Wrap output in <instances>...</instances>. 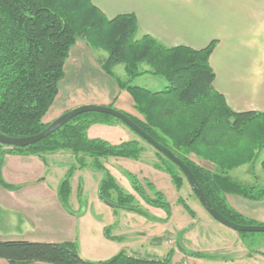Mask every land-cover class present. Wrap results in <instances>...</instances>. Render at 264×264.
I'll use <instances>...</instances> for the list:
<instances>
[{
	"label": "trees",
	"instance_id": "16d2710c",
	"mask_svg": "<svg viewBox=\"0 0 264 264\" xmlns=\"http://www.w3.org/2000/svg\"><path fill=\"white\" fill-rule=\"evenodd\" d=\"M137 31L134 16L120 15L109 20L91 0H0V134L23 138L34 136L47 127L42 119L58 94L69 52L77 40H84L91 49L106 53L102 69L109 77L114 78V66H123L126 80L115 78L116 83L129 93L135 111L143 120L125 115L184 162L204 196L221 216L234 224L255 225L229 207L223 184H228L245 199L264 200L263 188L240 185L228 176L229 171L241 165H253L264 149V114L233 112L223 98L213 92L214 75L208 64L213 42L202 50L167 47L148 35L137 38ZM142 66L148 69L143 70ZM145 74L165 80L164 89L152 92L131 85L135 78ZM107 123V116L81 114L30 146H0V163L5 154L42 157L69 152L78 168L83 169L87 166L86 159H90L94 170H105V178L99 185V199L112 203L114 208L145 216L133 205V196L121 190L101 163L108 158L137 160L142 147L136 141L112 145L87 137L90 126ZM190 154L213 163L216 173L193 163L188 158ZM161 157L170 166L155 164L154 168L166 172L175 188L180 190L182 178L178 173H182ZM260 167L264 171V158ZM75 169L73 165L59 185L62 203L70 194L68 179ZM126 177L145 203L166 213L167 221L170 207L164 195L145 180L147 188L153 191L151 198L135 175L126 173ZM1 184L6 190L14 189L2 179ZM111 192L116 194L115 203L110 200ZM179 202L193 217V211L183 201ZM178 248L191 257H207L199 252L185 251L179 245ZM172 255L170 252L163 259H146L119 252L105 261L90 262L80 256L76 244L70 241H0V259L6 264H171Z\"/></svg>",
	"mask_w": 264,
	"mask_h": 264
},
{
	"label": "rangeland",
	"instance_id": "374dc122",
	"mask_svg": "<svg viewBox=\"0 0 264 264\" xmlns=\"http://www.w3.org/2000/svg\"><path fill=\"white\" fill-rule=\"evenodd\" d=\"M90 54L96 52L92 49ZM122 68V65H118L115 73L112 68L114 79L122 78ZM142 69L148 68L142 66ZM166 84L162 78L151 75L131 82V85H146L152 91L160 90ZM99 115L107 116L109 122L118 126L94 127L91 131L93 138L106 139L112 145L128 140L136 141L143 149L138 161L135 160L137 162L125 158H109L101 160V163L121 190L133 196V205L145 216L111 208L99 199V185L105 178V170H94L90 159H86L87 166L80 169L69 152H56L42 157L23 153L9 155L6 161L0 163V180L5 179L4 182L14 189L9 191L0 185V204L7 205L6 208L0 206V241H70L76 244L80 256L90 262L105 261L119 252L146 259H163L171 252V264H228L245 255L244 251L264 254V233H246L241 236L219 224L204 210L180 173L177 172L182 178L180 190L175 188L170 176L162 170L159 171L166 174L165 181L156 188L149 180V172H152L155 164L170 166L169 162L120 121L108 115ZM73 165L76 169L68 179L70 194L62 203L58 194L59 185L70 174ZM126 173L137 177L149 197H153V191L147 188L145 180L164 195L170 207L167 221L163 210L145 203L132 189ZM9 192L21 196L20 200H10L6 196H10ZM110 200L116 202L114 192H111ZM179 200L193 211V217ZM232 235H239L242 243L232 238ZM109 237L121 239L113 240ZM178 245L185 251L199 252L207 257L185 255ZM0 264H6V261L0 259Z\"/></svg>",
	"mask_w": 264,
	"mask_h": 264
},
{
	"label": "crops",
	"instance_id": "0c3cea01",
	"mask_svg": "<svg viewBox=\"0 0 264 264\" xmlns=\"http://www.w3.org/2000/svg\"><path fill=\"white\" fill-rule=\"evenodd\" d=\"M91 1L109 20L120 15L134 16L138 25L137 38L148 35L164 46H182L193 50L205 49L213 42L214 47L208 59L214 75L211 84L213 92L221 96L233 112L264 114V0ZM90 49L83 40L76 41L71 48L64 65V78L59 84L52 106L42 119L43 124L49 125L65 112L83 105L111 107L142 121L143 118L134 109L129 93L120 89L116 80L102 69L106 53L93 49L96 54L92 55ZM117 69L118 65L114 66L113 72ZM144 69L147 68L144 66ZM120 75L122 78L119 80H126L123 68ZM142 76L135 80L142 79ZM135 86L152 91L146 85ZM165 86L152 92L161 91ZM99 125L110 128L118 126L112 122L94 124L86 132L89 139H100L91 135L92 129ZM101 140L108 142L106 139ZM263 151L264 149L259 152L258 160L253 165L244 164L229 171V178L243 186H259L264 189V172L260 167L264 158ZM8 157L5 154L3 161ZM188 158L201 168L216 173L213 163L193 154ZM151 171L149 180L158 188L165 181L166 174L154 167ZM223 186L225 201L231 209L255 225H264V200L245 199L228 184L224 183ZM14 193L5 195L10 200L19 201L21 196ZM24 197L27 199V196ZM232 238L240 243L243 241H240L239 235ZM244 252L245 255L231 260L228 264H264V254Z\"/></svg>",
	"mask_w": 264,
	"mask_h": 264
},
{
	"label": "water",
	"instance_id": "95a60500",
	"mask_svg": "<svg viewBox=\"0 0 264 264\" xmlns=\"http://www.w3.org/2000/svg\"><path fill=\"white\" fill-rule=\"evenodd\" d=\"M85 113H97V114H104L111 116L126 127H128L131 131H133L138 137L144 140L147 144H149L155 151L161 154L164 158L169 160L173 165H175L179 171L184 176L185 180L187 181L192 193L199 201L201 206L204 210L219 224L222 226L233 230L237 233H264V225H238L230 222L229 220L225 219L221 216L209 203L207 198L204 196L201 188L199 187L198 183L194 179L192 173L188 169V167L184 164L182 160H180L175 154L171 151L157 143L154 139H152L149 135H147L143 130H141L134 122H132L125 114L122 112L106 106H97V105H83L72 110H69L56 118L53 122H51L47 127L41 131L40 133L23 138H11L7 136H3L0 134V146L5 147H14V148H24L35 144L45 137L49 136L61 126H63L66 122L71 120L72 118L79 116ZM107 206L114 208L115 205L107 202L102 201Z\"/></svg>",
	"mask_w": 264,
	"mask_h": 264
}]
</instances>
